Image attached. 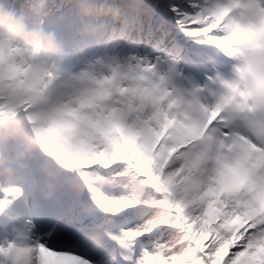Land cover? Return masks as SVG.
Returning a JSON list of instances; mask_svg holds the SVG:
<instances>
[{
	"label": "snow or ice",
	"instance_id": "obj_1",
	"mask_svg": "<svg viewBox=\"0 0 264 264\" xmlns=\"http://www.w3.org/2000/svg\"><path fill=\"white\" fill-rule=\"evenodd\" d=\"M128 7L148 55L96 95L0 76V264H264V132L211 87L217 49L264 27L226 35L206 0H152L172 30ZM243 12L264 18L260 0Z\"/></svg>",
	"mask_w": 264,
	"mask_h": 264
},
{
	"label": "clouds",
	"instance_id": "obj_2",
	"mask_svg": "<svg viewBox=\"0 0 264 264\" xmlns=\"http://www.w3.org/2000/svg\"><path fill=\"white\" fill-rule=\"evenodd\" d=\"M247 2L206 0L209 8L227 10L222 21L226 35L231 34L230 26L233 25H239L241 29L257 24L264 27V18L258 19L254 14L243 12V5ZM41 3L44 7L45 0H24L19 14L0 4V76L15 77L37 87L51 83L58 94L80 92L87 98L96 95L94 81L108 76L114 67L127 61V57L120 58L116 53L136 34L133 19L118 11L114 0H74L73 7L85 25L109 24L112 30L106 34L104 54L93 58L85 69L67 73L63 71V59L53 37L29 30L26 26L25 17L38 15L43 9ZM260 3L264 6V0ZM122 29H125L123 34ZM82 34L85 37L97 35L87 27ZM217 51L230 67L227 73L219 71L220 80L211 86L213 91L218 99L226 98L228 107L241 117L243 131L253 136L264 132V37L248 41L238 37L237 42ZM84 72L90 79L82 78ZM198 151L210 156L212 146L201 143Z\"/></svg>",
	"mask_w": 264,
	"mask_h": 264
},
{
	"label": "bare ground",
	"instance_id": "obj_3",
	"mask_svg": "<svg viewBox=\"0 0 264 264\" xmlns=\"http://www.w3.org/2000/svg\"><path fill=\"white\" fill-rule=\"evenodd\" d=\"M2 2L9 6L8 9L18 14L24 4V0H2ZM114 2L116 5L122 6L121 0H114ZM124 2L127 6L132 4L139 6L140 18L145 25L149 22L154 23L156 26L163 23L165 28L173 29L175 21L170 15L158 14L155 18L152 17V0H125ZM73 3L74 0H45L44 7L38 15H28L25 19L29 30L53 37L63 59V71H69L74 68V73H76V71L85 69L90 59L98 58L106 52L104 40L106 39V34L112 29L109 24L91 23L85 25L73 7ZM124 7H118L117 10L126 13L129 19H134L136 10L132 8L127 10ZM86 27L89 31L97 33V35L85 37L82 33ZM131 45L134 44H127V46ZM217 59L221 63L225 61L221 54H218ZM82 61L85 62L80 63ZM221 67V71L228 72L227 67L224 65ZM166 239V237L161 238L159 241L165 243Z\"/></svg>",
	"mask_w": 264,
	"mask_h": 264
},
{
	"label": "rangeland",
	"instance_id": "obj_4",
	"mask_svg": "<svg viewBox=\"0 0 264 264\" xmlns=\"http://www.w3.org/2000/svg\"><path fill=\"white\" fill-rule=\"evenodd\" d=\"M0 4L5 5L7 8L9 6H7L5 3L3 4L2 0H0ZM137 35V34H136ZM136 35L133 37V39L128 43V44H134L131 46H127L125 45L123 48L118 49L116 54L120 57V58H126L129 55H148L142 47H137L135 46V42L137 41V37ZM130 51V52H128ZM128 52V53H127ZM151 58V57H149ZM91 61V60H90ZM159 243H161V241H159Z\"/></svg>",
	"mask_w": 264,
	"mask_h": 264
}]
</instances>
